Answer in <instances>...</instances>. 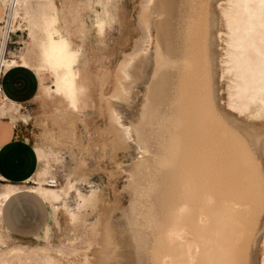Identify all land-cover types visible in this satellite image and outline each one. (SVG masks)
Instances as JSON below:
<instances>
[{"label": "bare ground", "instance_id": "obj_1", "mask_svg": "<svg viewBox=\"0 0 264 264\" xmlns=\"http://www.w3.org/2000/svg\"><path fill=\"white\" fill-rule=\"evenodd\" d=\"M1 1L5 5V13L6 6L10 5L11 7V14H7L8 18H6L5 22L6 29L0 38V69L3 67L7 69L17 65V59H6L4 51L8 31L12 26L16 4L19 3L20 0ZM202 1H200V4H204L205 6V16L203 13L197 14H201L202 17L204 16V23L202 22L203 32L201 31L202 34L198 32L200 35H195V32L197 33L200 29L196 27L194 29L193 25L192 29L194 30L192 31L189 23L193 24V22H188V14L190 12L193 13L191 9L194 8V6L196 7V5L193 4L195 2L194 0H146L143 3L140 12L146 28L143 48L141 52L131 55L124 60L111 76L112 78L113 76L116 78V94L113 95L114 99L106 100L107 102L105 104L103 103L104 106H100L98 110L101 113L106 112L109 117H107L109 119L107 123L109 124L104 128L101 127L98 129L99 138L97 140H91V144L98 143L103 151L116 154V151L125 147L121 138L122 136L118 133L120 129L125 133L127 138L130 140L132 139L131 143L133 144L135 156L137 145L140 149L141 155L133 158L132 164L128 165V172L126 173L128 174L127 176H129L128 180L130 184L128 188L131 190L130 194L132 196L129 204L130 209L127 215L133 238L140 254H143V260H145L144 264H250L248 258V245L251 240L250 234H252V232L249 234V227L251 228L253 223L252 222L250 226L251 217H255V214H252L250 217V212H252L251 205L255 201H250V199L253 200V195L248 194L249 183L252 182V180L247 176L250 173L248 174L246 171L247 175H245L246 172L244 171V174L243 171H241L243 168L240 169L241 167H236V164L238 166V162L233 164L235 167L229 162L230 160L228 157H232L234 154L228 156L230 150L228 152V145L226 143L229 140H224L225 137L221 135L220 131L224 129L225 132L222 131L226 133L227 128L225 130L223 127H226L228 124L225 122V125L223 124L224 126L219 129L218 125L222 123L218 124L217 114H215L217 111L215 112L212 108V102L214 105V103L216 104L217 98V101H219L217 87L220 88L222 84L218 86L213 76L216 71L215 68H217L216 64H219L224 74L223 77L226 79H223L225 93L222 88L220 89L226 95L225 104L228 107L227 111L233 112L234 114L237 113L239 116L244 115L246 119L252 118V122L250 121V123H253L254 127L258 130L261 128L262 131L264 128V0ZM197 15H195V17ZM195 19L193 20L195 21ZM43 31H45L48 38L45 51L54 55L60 61L69 62V57L62 51L63 40L59 34V29L57 27L53 28L47 24ZM220 44L223 45L221 47L222 52L218 49L221 52L220 55H218L215 51V46ZM20 57L21 61L19 63L21 66L29 64L32 58L31 43H29L28 48ZM204 65L205 70L203 68ZM3 70L4 69H2V71ZM204 71L209 78V91L205 87L202 78V76L205 75ZM218 74H215L217 76H215L216 78H218ZM107 77L108 76L105 78ZM110 80L112 79L110 78ZM103 82L105 83L107 81ZM141 84L142 86H140ZM135 85L143 87L140 89L141 91L138 89V92L140 91L141 94L136 97L139 98L138 100L140 102L135 101L136 103H140V108H137L139 114L138 116L137 113L134 115L137 116V118L135 117V122H133V120H128L130 123L126 129V127H123L126 126L124 125L125 123H123L124 121H122V123L119 122L121 118L117 115L122 111L120 110L119 112V106L122 105L119 104H128L129 100L127 101L126 99H130V95L131 99L134 96L132 90H136L137 92ZM223 97L224 96H221V101ZM126 101L127 103H124ZM221 101L219 103H221ZM135 102V107H137L138 103L136 104ZM222 104H224V101ZM121 109L125 110V108ZM14 112H16V107L13 106L6 97L0 100V115L6 114L13 116ZM217 113L220 114V112ZM124 114L125 112L123 115ZM218 116L221 117V115ZM237 116H235L234 119H236ZM239 120H242V118ZM245 125L250 126L248 124ZM231 127L229 128L231 129ZM232 128L234 129V127ZM253 129L254 128L251 129V132ZM236 130L234 129V131ZM258 130H253V132H258ZM246 131H248L247 128H244L243 133H246ZM63 132H65V134ZM63 132L62 137L68 136L71 133V128L68 130L65 128ZM236 132L235 134L239 133L238 131ZM232 134L234 135V132H232ZM232 134L229 133V135ZM174 135L180 137L179 139L175 137V141L172 142L175 144V142L179 140L176 142H179L178 147L177 144H173L175 149L171 147L173 151L176 150L174 152L172 151L175 153V155H172V152H170V146H172L170 142ZM254 135H257V133H254ZM162 136L165 141L164 144L166 145L163 152L165 160L163 159L164 162L162 161L165 172L163 170L158 171H163V173H165L164 179H162L165 188L163 189V185L161 191L162 197L157 198L158 195L156 197L157 186L154 187L156 193H152L155 194L157 198L156 200L152 195L153 200H156L155 205L159 201L160 205L158 202V206L162 209L161 213H154V215L157 214L158 217L161 215V218H159L160 220L158 219V221L156 218L157 216L155 217L150 214V216H152V218L154 216L156 218L154 219L158 222L155 224L154 220L152 221L153 223L149 220V223H152L153 226L150 224L152 229L148 230L144 227L143 223L138 221L134 216L133 205L135 195H137L135 183L136 178L139 176V171L144 166L145 155L154 149L156 143ZM236 136L242 137V134ZM237 137L235 138L237 142L240 139L241 141H246L243 139L246 137H242L238 140ZM263 137L261 138L264 140ZM261 138L258 139L260 140ZM258 139L256 140L258 141ZM256 140H254L253 145ZM239 142L238 144H240ZM247 144L248 141L245 143V147L247 148H244L250 151V147L249 145L247 146ZM237 149L239 150L238 145ZM34 150L37 153V157H39L40 147L36 146ZM242 150L244 151L243 148ZM254 151H256V148H254ZM252 152L250 155L253 154ZM240 154H243V152ZM254 154L252 155L253 157H255ZM246 155L248 156V154ZM252 156L249 158L252 159ZM233 159L235 160L234 157ZM240 159H243L242 155ZM80 166H82V164H80ZM245 166L249 168L247 164H245ZM253 166L257 167L255 163H253ZM254 168L250 167L249 170H254ZM43 172H45V170L39 168L35 170L33 176L28 180L34 179L36 185L28 186L25 191L35 193L44 202L60 201L62 205L57 207L56 210L59 220H67L70 222L71 219L77 218L76 215L78 213L76 211L79 212L81 207H88L87 209L90 208V210L99 208L101 216L102 213L103 215L105 214V217L107 215L105 219H103L104 216H102L100 217L101 219L98 218L96 222L97 225L95 228L96 230L98 229L97 231L100 233L99 247L96 249H89L88 253H86L87 256H89V260L94 263L93 258L97 255V251L99 252V248L109 245L112 241L110 237L111 234L108 230V223L110 222V218L115 216L113 214L115 211L114 207H122L123 205L121 206L119 200H115V202L112 203L107 202L104 198V193L99 190L86 193L74 191L75 187L70 182L61 185L58 189L46 188L42 185V180L40 179ZM253 173L255 172L253 171ZM110 174L113 175L112 172ZM158 176L159 174L156 177ZM150 178L151 176L149 179ZM257 178L260 180H258V182H262L260 175H257ZM57 184L58 183H55L53 187L58 186ZM149 184L151 185V183ZM260 185L261 188L262 184ZM256 188L258 189V187ZM19 190H21L19 185L4 184L0 187V220L2 204L12 194ZM259 190H256V192H259ZM150 191L151 189L148 193ZM72 192H75L77 197L76 200H78L76 208L79 209L75 211L68 203V199ZM149 194L145 195L146 198L149 197ZM248 195L252 197L248 198ZM117 196H121V193L119 194L118 192ZM256 196L254 200H257L255 199ZM259 196L261 198L263 197L261 194H259ZM261 198L259 199L261 200ZM149 199L151 198L149 197ZM126 201L127 200H125V203ZM137 202L139 201L137 200ZM261 202L263 203V201ZM259 203L260 202L257 204L253 203V205L256 204L259 206ZM100 205L105 207L104 212L102 211L103 208L100 209ZM151 205H153V203L148 205L150 209L152 208ZM160 207L157 209L159 210ZM254 207L258 208L257 206ZM151 210L153 211L148 213L155 211L160 212V210L158 211L154 208ZM146 211L148 210H145V212ZM254 219L256 220V218ZM256 221L255 226H257ZM63 222L64 221H62V223ZM44 223L41 229L45 230L48 228V216L47 221ZM255 226H253V228H255ZM253 228H251L250 231H252ZM1 236L0 245H2L4 240ZM60 237L62 238L61 234ZM260 246L262 248V245ZM262 251L260 250L262 255H259L261 256L260 264H264V247ZM33 252L39 255H45V257L47 256L45 252L40 250H34ZM27 253L28 250L22 247H12L8 250L0 248V257L4 260H13L14 257ZM52 255L62 260L65 264L66 262L68 264L70 256L60 251H56L52 253ZM79 256L82 257V254ZM79 256H75L76 261H79ZM90 257H92V259H90ZM86 261L87 260H85V262ZM105 263V260H101L99 264Z\"/></svg>", "mask_w": 264, "mask_h": 264}, {"label": "rangeland", "instance_id": "obj_2", "mask_svg": "<svg viewBox=\"0 0 264 264\" xmlns=\"http://www.w3.org/2000/svg\"><path fill=\"white\" fill-rule=\"evenodd\" d=\"M53 1L54 3L53 4L50 3L49 6L41 5L39 1H33V0L30 1L28 4H24L23 2L21 3L19 2L16 4L17 6L15 8L16 10L13 16V21H12V26L10 27V31H15L16 29H19L20 31L16 30L15 33H17L18 35L11 36V38L17 39V42L9 43L7 40L5 57L6 59H18V63L21 61L20 56L24 54L26 48H28L27 43L31 40L28 25L32 23L30 22L31 20L34 21L40 16V11L45 7V10L48 12V17H52V15L55 16L61 22V24L67 28V30L63 31V33L71 40L69 45L73 48L72 53L67 54L70 61L69 62L60 61L54 55L51 54H43L41 55V57L39 56V54L38 55L35 54V58H37L41 62L43 61V64L47 66V68H49L50 73L47 71H40L39 69L40 73L36 74L34 71V69H38L36 67L38 60L36 59H34L30 63V67H26V68H30L36 75L38 79V87L34 97L32 98L33 99L32 101L24 105V107L18 108L17 106V113H20L18 110L24 111V114L27 116L28 119L27 120L28 139L32 143L33 147L36 146L40 147V152L38 157L39 162L37 164V167L39 169L45 170V172H43L40 178L42 180L41 182L44 187L50 189H58L61 185H65L66 183L70 182L75 187L74 191H81L86 193V192H94L99 190L104 193L105 196L104 198L107 202L112 203L115 202V200H119V203H121V206L122 205L123 206L114 207L115 211L113 214L115 216L110 218V222L108 223V230L109 233L111 234L110 237L112 241L111 243H109V245L104 247L101 246V248H99V252L97 251V255L93 258L94 259L93 260L94 263H93L91 260H89V256H87L86 253H88L89 249H96L97 247H99L100 233L99 231H97L98 229L96 230L95 226L97 225L96 222L98 218L104 216L103 219H105L107 215L105 217V214L103 215L102 213L101 216V212L99 208H93L90 210V208L87 209L88 207L87 208L81 207L79 212L76 211L78 213V214L76 213L77 218L71 219L70 222H68L67 220H59L56 210L57 207H60L62 205L60 201L55 200L50 202H44L35 193L30 192L35 197L40 199V201H42L43 204L42 211L44 214L43 222L47 221V216H48V228L45 230L41 229L45 224L43 223V225L39 227L40 229L35 233L27 236H17L10 233L0 220V234L2 235L0 236L3 237L2 239H4L2 245H0V248L1 249L3 248V250H8L12 247H22L28 250L27 254L14 257L13 260H9V259L4 260L2 259V257H0V264H65L62 260H59L56 257H54V255H52V253H55L56 251H60L61 253L70 256L68 260V264H99L101 260H105L106 262L105 264H144L145 260H143V254L142 253H141L142 255L140 254L137 244L133 238L132 229L128 222V215H127L130 209L129 204L132 196L130 194L131 190L128 188L130 184V181L128 180L129 176H127L128 174L126 173L128 172V165L132 164L133 158L139 157L141 155L140 149L137 145L135 149L137 151L135 156L133 150V144L131 143L132 139L130 140L129 138H127L125 136V133L120 129L118 133L120 136H122L121 138L123 140L125 147L123 149L116 151L115 152L116 154H111L108 151H103L98 143L91 144V140L93 141L97 140L99 138L98 129L101 127L104 128L109 124L107 123L109 122L108 121L109 117L107 116L106 112L101 113L98 110L100 106L103 107L108 100L114 99L113 95L116 94V86H115L116 78H114V76L112 78L111 76L113 75V73H115V71L118 69L120 64L124 62V60H126L131 55H135L138 52H141L143 48L146 37V28L142 21L140 12H141V8L143 7V3L146 0H53ZM194 1L195 2L193 4L196 5V7L194 6V8L196 9L191 7L192 8L191 11L193 13L190 12L189 13L190 15L188 14L189 16L188 22H193V24L189 23V26H191L190 29H192L193 25H194L193 27L194 29L195 27L200 29V31L198 30L197 33L195 32V35L196 34L198 35L199 34L198 32H200V34H202L203 32L205 6L204 4L202 5L200 4V1L202 0H199V2L198 0H194ZM28 11H30V14L28 13ZM194 11L195 13L196 12L197 13L195 14ZM10 12H11V7L10 5L9 6L7 5L5 19L8 18L9 14H11ZM198 13L201 14L203 13L204 16L202 17L201 14L197 15ZM195 15L197 16L195 17ZM191 16L194 18H192ZM193 19H195V21ZM5 22L6 20L0 23V38L6 29ZM194 29H192V31ZM35 33L40 34L39 31ZM38 37L40 38L42 36L38 35ZM42 42L43 41L39 42L40 45L42 44ZM33 45L34 44L32 43L31 45L32 53L34 54ZM222 46L223 45L221 44L215 46V51L217 52L218 55H220V53L222 52V48H221ZM218 49H220L221 52ZM216 65L217 68L215 69L217 72L215 71V74L217 75L218 71L219 74H218V78H216L217 76L215 74L213 78L216 80L215 82H217L218 86L222 84L220 88L224 90L225 87L224 86L225 84L223 82V79H225L223 77L224 74L222 73V69L221 67H219V64ZM73 66H75L77 71H73L72 69ZM203 68L205 70V65L203 66ZM218 68H220L221 70ZM204 74L205 75H203L202 78L205 87L209 91L210 88L209 80H208L209 78L206 75L205 71ZM106 76L108 77L105 78ZM64 77H66L67 80ZM110 78L112 80H110ZM79 80L82 86L76 85L77 82L79 83ZM103 81H107V82L104 83ZM140 86H142V84ZM141 88L143 87H139V85H137L135 87V89H137V92L136 90H132L133 91L132 93L134 94L132 99L134 100L131 99V95H130L131 100L129 98L126 99L127 101L129 100L127 105L126 104L123 105V103L119 104V105L122 104L124 107L122 105L119 106L120 107L119 112L120 110L122 111L117 115L119 118H121L119 122L122 123V121H124L123 123H125L124 125L126 126L123 127L124 128L126 127V129L128 128L127 126H129L130 121L132 120L133 122L136 121L135 117L137 118L139 114L138 109L140 108V103L138 102L140 101L138 100L139 98L136 97H138L141 94L140 92ZM217 88L219 93L220 92L221 93L219 94L217 91V94L219 95V101H217L218 100L217 98L216 104L214 103L213 105L212 102V108L215 112L216 111L220 112V114L217 112L215 113L217 114L216 117L218 119V124L222 123L218 125L219 129L225 125V122L226 124H228L226 127H223L225 128V130L227 128L226 133H224L225 132L224 129H221L220 131H221V135L225 137L224 140L225 139L229 140L226 143L228 145L227 146L228 152L229 150L230 153L233 152L231 153V155L230 153H228L229 154L228 156H232L234 154L232 157H228L230 160L229 162L232 164V166L233 164H236V162H238V166L236 164L237 168L240 167H241L240 169L243 168L241 171H243L244 174L246 171L248 172V174L250 173L249 175H247V172L245 174L249 176V179L252 180V182L249 183L248 194L253 195V197L248 195V198L252 197L253 200L250 199V201L252 202L255 201L253 203L257 204L258 202H260L259 206L256 204L253 205V203L251 205L252 212H250L251 214L250 217L252 216V214H255V217H251L250 226L251 223L253 222L251 226V228H253V226H255L256 220L258 221V224L256 221L257 226L253 228L254 233H253V229L252 231H250L251 228L249 227L250 229L249 234L250 232H252L253 235L250 234L252 238L250 237L251 240L248 245L249 263L260 264L261 256L259 255H262L260 250L262 251V248L264 247L263 246L264 245L263 244L264 243L263 242L264 241V236H263L264 235V192H263L264 191L263 189L264 140L261 138L264 136L263 135L264 128L262 129V131L261 128L260 130H258L256 127H254L253 123H250V121L252 122L251 120L252 118L246 119L244 115L239 116L237 113L234 114L233 112L231 113L230 111H227L228 107L225 104V100H226L225 99L226 95L224 94L225 90L223 93V91H221L219 87ZM138 89L140 90L139 92ZM65 90H67V93L72 97H74L77 94L78 95L76 96V98H71L69 95H67ZM221 96H224L222 101L220 100ZM3 98L4 97H1L0 100H2ZM127 101L124 103H127ZM131 101L133 102V104ZM135 101H138L137 107H135L134 104ZM220 101L221 103H219ZM223 101L224 104H222ZM225 106L227 109L225 108ZM121 108H125V110ZM123 110L125 114H129V115H125V114L123 115L124 113ZM126 110L128 111V113ZM136 113L137 116H134L136 115ZM232 114L234 115V117ZM236 114L239 116V118ZM218 115H221V117H219ZM235 116H237L236 119H234ZM241 118L242 120H239ZM237 119L239 122L237 121ZM128 120L130 121L128 122ZM222 120L224 123L222 122ZM243 122L250 126H246ZM229 124L232 127H234L235 130L237 129L236 131H238L239 133L235 134L236 131H234V129ZM67 126L71 128V133L68 136L65 137L63 136L64 137L63 138L62 132L64 131L65 128L67 130L69 129ZM229 127H231V129ZM244 128H247L248 130L246 131V133H243ZM252 128H254L253 130L256 131L258 130V132L255 131L253 132L252 130L253 132L252 133L251 132ZM232 132H234L235 136L242 134V137L247 138V139L246 138L243 139L248 141L247 146L249 145L250 149L249 148L248 149L250 151L245 149L247 148L245 147L246 141L242 140L243 141L242 142L240 139L242 137L236 136L237 140L240 139L238 140V142L241 141L239 142L240 144H238V142L235 141L236 137L232 134ZM63 133L65 134V132ZM229 133L232 135H229ZM254 133L255 134L257 133V135H254ZM175 137L179 139L180 136L178 137L177 135L176 136L174 135L172 137V141L170 142V144L172 145L170 146V152L173 151L172 148L175 149V146H173L174 143H172L173 141H175L176 139ZM253 138H255L254 140L261 138L260 140L258 139L259 144L258 141L256 140L253 145L254 142V140H252ZM176 142L175 144H177L178 147L179 142L178 143ZM164 143L165 141L162 136L160 137V140L156 143L154 149L151 152H149L147 155H145L144 157L145 160L143 163L144 166L139 171V176L137 177L138 180L136 178V183H135L137 195H135V201L133 205L134 216L138 221L142 222L144 227L147 228L148 230L152 229L153 220L156 224L160 220L159 218H161V215H159L158 217L157 214L161 213L162 209L160 206H158L159 201L156 203V205L155 202L157 198L162 197L161 191H162V186L164 185L162 183L163 182L162 179H164V175H165V173H163V171L165 172L164 170L165 167L163 166V162H164L163 159L165 160V156L163 152L166 146ZM237 145L239 147V150L237 149ZM234 147L236 149V153ZM242 148L244 149V151L242 150ZM254 148H256V151H254ZM173 152L172 155H175V153ZM242 152L243 154H240ZM251 152L253 154L255 152L254 154L255 157L252 156L253 154L250 155ZM246 154H248V156ZM241 155L243 159H240ZM250 156H252V159L249 158ZM233 157L235 158V160L233 159ZM241 163L247 164V167L249 168H246L245 164H243L242 166ZM253 163H255L257 167L253 166ZM80 164H82V166H80ZM250 167L251 168L255 167V168L254 170L253 169L249 170ZM158 170H163V171H158ZM252 170L255 173H253ZM255 170L257 171V174ZM80 172L82 175L80 174ZM111 172L113 173V175L110 174ZM158 174L161 179L159 178V176L156 177ZM257 175L258 176L260 175L261 177L260 179L263 183L258 182L259 178H257ZM48 176L55 177L57 179L56 183H58L57 184L58 186L53 187V185H47L45 181ZM150 176L151 178L149 179ZM31 182L33 183H23L22 185H19L20 189L25 190L28 186L36 185L34 179H31ZM149 183H151V185ZM152 183L154 184V186ZM260 184H262L261 187L262 190L260 188L261 186ZM156 186L158 187V189L156 188L157 191L154 188ZM256 187H258V189ZM149 188L151 189V191L149 192L150 194L148 193V191L150 190ZM164 188L165 185L163 186V189ZM255 188L256 190L260 189L259 190L260 193L258 191L256 192ZM118 192L119 194L121 193V196H117ZM153 192L156 193V197L158 195L157 198L155 197V194H152ZM148 194L151 199H149V197L146 198L145 195ZM259 194H261V196L263 197L261 198ZM152 195L154 198H156L155 201L153 200ZM255 196H256L255 199L260 200L259 198H261V200L260 201L254 200ZM76 199L77 197L75 192H72L68 199V203L70 204V207L74 209V211L79 209L76 208V204L78 201ZM125 200H127L126 203ZM137 200L139 202H137ZM261 201H263V203ZM152 203L153 205H151L152 206L151 209L154 208L155 210H158L157 208L160 207L159 209L160 212H156L154 210L155 212L148 213L150 211H153L150 209V206L148 207V205ZM154 205L156 208L154 207ZM254 206H257L258 208ZM102 208H103L102 211L104 212L105 207H103V205H100V209ZM145 210L148 211L145 212ZM154 213L157 214L154 215ZM150 214L154 215L155 217L157 216L156 218L157 220L158 219L159 220L158 221L155 220L156 218L154 216L152 218ZM254 218H256V220ZM149 220H151L150 222L152 223H149ZM62 221L64 222L62 223ZM60 234L62 235V238L60 237ZM260 245H262V248ZM34 250H40L42 252H45L47 256L45 257V255L36 254L33 252ZM81 254L82 257L79 256ZM77 255L79 256L78 258L79 261L75 260V256ZM90 259H92V257H90ZM85 260L87 261L85 262Z\"/></svg>", "mask_w": 264, "mask_h": 264}, {"label": "crops", "instance_id": "obj_3", "mask_svg": "<svg viewBox=\"0 0 264 264\" xmlns=\"http://www.w3.org/2000/svg\"><path fill=\"white\" fill-rule=\"evenodd\" d=\"M30 1L32 0H20V3L28 4ZM33 1H39L44 6H49L50 3H54L53 0ZM28 13L30 14V11ZM5 20V5L0 0V23ZM30 22L32 23L28 25L31 38L29 43L31 45L32 43L34 44V54L32 53L34 56H32L29 64L26 66H21L17 59V65L20 66H11L7 69L3 67L2 69L4 70L0 74V98L6 97L16 107V112H14L13 116L6 114L0 115V187L4 184L22 185L24 182L21 181L26 178L30 179L38 168L39 158L27 135V116L23 110H18L20 113H17V106L18 108L24 107V105L32 101L37 90L38 79L34 72L26 67H30V63L34 59L38 60L35 58V54H39L40 57L43 54H49L45 51L48 38L45 31H43L44 27L49 24L51 27H57L59 29V34L63 40L62 50L66 56L72 53L73 49L69 45L71 42L70 38L63 33L67 28L55 16L48 17V12L45 10V7L40 11V16ZM37 31L40 34L35 33ZM38 35L42 37L39 38ZM40 41H43L41 45L39 43ZM37 62L36 67L38 69H34L36 74L40 73L39 69L40 71L49 72V68L43 64V61L38 60ZM72 69L73 71H77L75 66ZM65 79L67 78L65 77ZM76 85L82 86L80 80ZM65 91L67 93V90ZM67 95L69 94L67 93ZM77 95L74 97L69 96L76 98ZM42 201L29 191H16L2 204V224L10 233L17 236H27L35 233L44 223Z\"/></svg>", "mask_w": 264, "mask_h": 264}, {"label": "built area", "instance_id": "obj_4", "mask_svg": "<svg viewBox=\"0 0 264 264\" xmlns=\"http://www.w3.org/2000/svg\"><path fill=\"white\" fill-rule=\"evenodd\" d=\"M16 30H19V29H16ZM16 30H15V31H16ZM15 31H8V37H7V40H8L9 43H15V42H17V39H15V38H11L12 35H18L17 33H15ZM19 31H20V30H19ZM1 73H2V69H0V74H1ZM0 96H1V83H0ZM21 182H24V183H33V182H31V180H28V178L24 179V180L21 181ZM56 182H57V179H56L55 177H50V176H48V177L46 178V181H45V183H46L47 185H54Z\"/></svg>", "mask_w": 264, "mask_h": 264}]
</instances>
